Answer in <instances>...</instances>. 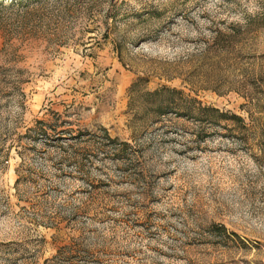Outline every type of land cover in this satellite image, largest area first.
Masks as SVG:
<instances>
[{"label": "rangeland", "instance_id": "obj_1", "mask_svg": "<svg viewBox=\"0 0 264 264\" xmlns=\"http://www.w3.org/2000/svg\"><path fill=\"white\" fill-rule=\"evenodd\" d=\"M0 264H264V0H0Z\"/></svg>", "mask_w": 264, "mask_h": 264}]
</instances>
